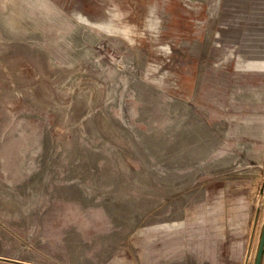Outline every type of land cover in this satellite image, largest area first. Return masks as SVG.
I'll use <instances>...</instances> for the list:
<instances>
[{
	"label": "rangeland",
	"instance_id": "obj_1",
	"mask_svg": "<svg viewBox=\"0 0 264 264\" xmlns=\"http://www.w3.org/2000/svg\"><path fill=\"white\" fill-rule=\"evenodd\" d=\"M263 229L264 0H0V264H256Z\"/></svg>",
	"mask_w": 264,
	"mask_h": 264
},
{
	"label": "water",
	"instance_id": "obj_2",
	"mask_svg": "<svg viewBox=\"0 0 264 264\" xmlns=\"http://www.w3.org/2000/svg\"><path fill=\"white\" fill-rule=\"evenodd\" d=\"M263 255H264V229H263L262 238H261V242L259 246L256 264L262 263ZM0 259H3V258H0Z\"/></svg>",
	"mask_w": 264,
	"mask_h": 264
}]
</instances>
